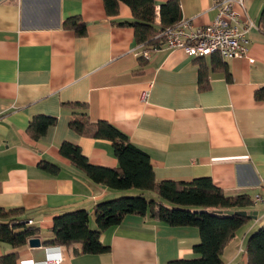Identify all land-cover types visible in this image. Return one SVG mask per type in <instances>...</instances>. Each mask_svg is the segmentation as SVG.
<instances>
[{
  "label": "crops",
  "instance_id": "0c3cea01",
  "mask_svg": "<svg viewBox=\"0 0 264 264\" xmlns=\"http://www.w3.org/2000/svg\"><path fill=\"white\" fill-rule=\"evenodd\" d=\"M157 13L160 4L155 0ZM183 20L195 26L216 18L213 0H179ZM254 25L248 32V55L214 66L212 55L195 57L181 47L138 44L131 7L121 2L110 16L104 0H0V207H21L18 217L40 228L42 245L19 248L0 241L2 256L19 252L15 264L47 258L44 244L53 237L54 217L85 208L96 229V204L122 195L155 193L119 190L93 182L59 149L64 141L79 145L95 165L117 168L112 142L79 134L69 125L87 103L92 122L106 120L128 135L149 157L158 181H191L211 177L227 195L245 194L256 211L226 245L223 264H248V239L264 224V204L254 199L264 188V101L255 91L264 85V0H245ZM80 16L84 35L66 28ZM159 13L156 25L160 28ZM177 23V24H178ZM149 50L146 65L140 57ZM209 71L210 87L199 90V64ZM35 115L56 116L57 122L39 139L28 131ZM59 166L58 173L41 167ZM149 194V196H147ZM8 218L0 217L1 222ZM111 250L75 254L64 247L59 264H168L196 256L201 241L195 226H171L138 214L101 234ZM53 246V245H51ZM1 264V262H0Z\"/></svg>",
  "mask_w": 264,
  "mask_h": 264
},
{
  "label": "trees",
  "instance_id": "16d2710c",
  "mask_svg": "<svg viewBox=\"0 0 264 264\" xmlns=\"http://www.w3.org/2000/svg\"><path fill=\"white\" fill-rule=\"evenodd\" d=\"M121 2L131 7L134 20L118 23L134 27L136 40L141 45H155L164 41L158 33L176 25L182 18L179 0H167L160 4V28L156 25L158 13L155 0H104L107 14L116 16ZM260 23L264 28V7ZM64 26L75 29L80 35L87 31V23L80 16L68 18ZM211 60L214 66H221L227 72V65L219 54H212ZM140 61L142 66L147 63L143 56ZM226 77L230 80L231 74L227 72ZM198 84L200 91L210 87L209 71L204 63L199 64ZM255 98L264 101V85L255 91ZM72 104L82 108V112L75 113L70 120V127L83 136L111 141L118 167L108 168L91 163L79 145L68 141L60 145V153L97 184L112 189L153 192L158 200L148 199L141 193L102 201L93 208L98 226L96 229L90 227L91 213L88 209L80 208L62 213L54 217L51 228L53 237L44 244L71 247L80 243L81 248L73 249L77 255L106 253L111 250V245L101 241L102 232L122 223L128 214H138L171 226H195L199 229L201 241L193 247L196 256L172 260L168 264H223L222 256L226 245L249 220L245 216L228 214L225 211L250 207L253 204L252 199L245 194H225L211 177H199L191 181H158L149 157L127 134L109 121L92 122L86 111L87 103ZM56 122V116L35 115L29 122L28 131L34 138L39 139ZM41 167L53 174L58 173L60 169L58 165L47 161L43 162ZM23 213L24 209L21 207H0V217L8 218V222L0 223V241L19 248L27 244L30 238L40 235V228L29 225L30 223L27 225L24 219L18 217ZM247 252L248 264H264V224L250 235ZM18 258L19 252L16 250L2 256L0 262L15 264Z\"/></svg>",
  "mask_w": 264,
  "mask_h": 264
},
{
  "label": "built area",
  "instance_id": "2783aa9c",
  "mask_svg": "<svg viewBox=\"0 0 264 264\" xmlns=\"http://www.w3.org/2000/svg\"><path fill=\"white\" fill-rule=\"evenodd\" d=\"M212 7L217 11L213 22L195 26L183 20L163 29L158 36L164 38L166 46L181 47L195 57L214 53L224 60L246 57L250 43L248 32L254 23L248 16L245 0H213ZM141 54L148 58L149 50L144 49ZM254 199L264 204V188ZM47 251L48 259L36 261L34 264H59L64 258L63 251L58 248L52 247Z\"/></svg>",
  "mask_w": 264,
  "mask_h": 264
},
{
  "label": "water",
  "instance_id": "95a60500",
  "mask_svg": "<svg viewBox=\"0 0 264 264\" xmlns=\"http://www.w3.org/2000/svg\"><path fill=\"white\" fill-rule=\"evenodd\" d=\"M225 212L228 214H234L235 213V214L240 215V216H245L249 219H256L257 218L256 217L257 215L255 214L256 211H251V210L239 209V210H226ZM28 242L31 246L42 245L40 237H32L29 239Z\"/></svg>",
  "mask_w": 264,
  "mask_h": 264
},
{
  "label": "clouds",
  "instance_id": "9594fccd",
  "mask_svg": "<svg viewBox=\"0 0 264 264\" xmlns=\"http://www.w3.org/2000/svg\"><path fill=\"white\" fill-rule=\"evenodd\" d=\"M52 247H53V248H58V249H60V250H62V251L64 250V247L61 246V245H59V244H54L53 246L48 245L47 250H50V248H52ZM47 252H48V251H47ZM63 254H64V252H63ZM64 258H65V254H64ZM64 258H63V259H64ZM46 259H48V255H47V258H46ZM63 259H62V260H63Z\"/></svg>",
  "mask_w": 264,
  "mask_h": 264
},
{
  "label": "rangeland",
  "instance_id": "374dc122",
  "mask_svg": "<svg viewBox=\"0 0 264 264\" xmlns=\"http://www.w3.org/2000/svg\"><path fill=\"white\" fill-rule=\"evenodd\" d=\"M147 196H149V194Z\"/></svg>",
  "mask_w": 264,
  "mask_h": 264
}]
</instances>
